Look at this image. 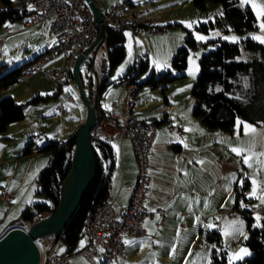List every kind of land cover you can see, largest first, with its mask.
Here are the masks:
<instances>
[{
    "label": "rangeland",
    "instance_id": "obj_1",
    "mask_svg": "<svg viewBox=\"0 0 264 264\" xmlns=\"http://www.w3.org/2000/svg\"><path fill=\"white\" fill-rule=\"evenodd\" d=\"M124 1L126 0H94V4L101 14H105L114 4ZM238 1L241 7L248 6L254 13L257 20L256 31L237 34L234 32L222 33L214 29L204 32L201 30V26L207 25L220 15L221 8L213 4H209L206 8H198L194 5L193 0H144L136 3L134 7H130L128 9L130 14L139 15L138 19L153 20V23L148 30L143 31V37L132 38L129 31L123 32L125 57L111 72L107 66V74L102 77H107L110 84L101 95L102 101L106 102L119 91L120 80L129 76L128 72L134 65V58L139 57L147 63V69L140 75L136 70L132 76L135 78V83L140 86L136 98H142V106L146 107V111L152 109L154 95H174L176 105H179L184 113L189 111V118H192L190 117L193 107L191 88L200 71L199 61L203 55L214 50L213 43H238L248 39H258L257 41L264 43L262 40L264 39V0ZM3 10H6V7L0 0V11ZM20 24V20L6 21L0 27V35L7 37V45L3 49V57L0 62V76L19 67L25 57L33 55V50L27 47V42L24 40L15 41L13 37L17 29H21ZM5 30H8V33ZM187 40L194 41L196 47H191L186 42ZM181 48L188 50V58L186 68L179 71L173 67L172 60ZM105 54L106 50L101 46L95 58L97 64H102ZM162 74H167L173 78V81L157 83L156 89H153L150 84H145L150 78L157 80ZM99 76L101 82L103 78L100 74ZM85 77L82 74L83 83H85ZM71 85L73 88L66 89L62 97L58 98L62 101H66L68 96L74 98L72 103H65L67 116L61 121H56L51 113L56 103L53 98L56 91L43 76L36 75L23 83L12 85L11 94L15 97L17 104L25 105V113L23 121L8 125L6 131L0 134V186L4 187L1 190L3 193L18 192L15 202L20 199L23 192H27L25 198L27 202L24 205L47 204V200L38 193L37 178L32 179L31 177L32 173L29 172L28 166L29 159L20 157V155L30 141L35 147H42L50 141L66 142L84 123L85 107L74 82H71ZM93 85L95 89V78H93ZM5 90L7 91L8 88ZM2 94L0 92V100L4 97ZM94 94L93 91L88 95L93 98ZM38 96L41 99L37 103H32V100ZM80 107L81 112L78 110ZM136 108L137 104L135 111H139ZM192 120L195 119L192 118ZM195 122L198 124L197 127L194 124H188L185 128L186 135L190 133L192 135L195 132L199 134V138L196 140L190 138L191 147L188 148L186 157H191L190 160L193 161L188 165L189 177L191 180L194 178L199 180L201 192L204 193L199 208L195 210L201 224L196 228V237H191L187 241L182 238L175 242L171 240V243L167 244L168 253L162 257L159 264H211L213 250H216L217 253L221 251L226 253V264H236L251 257L252 252L244 244L246 239L245 222L240 213L237 214L233 211L235 199L239 196V204L242 205L245 197H250L251 194L260 204H264V193L261 191L264 180L258 176L257 172L264 171V162L258 159L259 155L254 151L255 146L249 143V140H245L246 138L234 141L225 132L203 129L204 127H200L199 121L195 120ZM24 142L26 145L19 152V147ZM194 142H196L195 145ZM38 158L44 160L50 156L43 153ZM38 162L35 163L38 164ZM231 163H238L239 169H242V172L245 171L246 174H240V182L237 186L236 179H229L224 183L221 181L223 167L227 165L232 167ZM32 169L30 168L31 171ZM25 177L27 178L25 179ZM248 179L251 183V192L243 196ZM21 181L23 182L22 186H19ZM0 209L3 213L4 205H1ZM22 209H12L9 219L17 221ZM239 210L241 208L238 207ZM212 231L220 234L221 243L219 246L216 242L207 240L208 232ZM184 235H180V237H184ZM50 239L52 237H46L39 241ZM84 241L85 238L80 240L79 247ZM193 241H195L194 247L190 249L189 244ZM37 243L39 244V242ZM58 249L59 246H56V250ZM40 253L43 254V250Z\"/></svg>",
    "mask_w": 264,
    "mask_h": 264
},
{
    "label": "trees",
    "instance_id": "obj_2",
    "mask_svg": "<svg viewBox=\"0 0 264 264\" xmlns=\"http://www.w3.org/2000/svg\"><path fill=\"white\" fill-rule=\"evenodd\" d=\"M2 3L6 10L0 11V27L6 21L23 19L24 14L14 11L13 5L9 1L2 0ZM193 3L198 8H206L209 4L218 5L221 8L220 15L207 25L201 26V30L204 32L216 29L222 33L244 34L257 30L254 13L248 6L241 7L238 0H193ZM149 28L145 27L143 31ZM123 32V30L115 31L109 26L105 27L103 47L106 50V56L102 64H98L97 98L110 84L107 77H102L107 74V66L111 72L125 57ZM186 42L191 47H196L194 41L187 40ZM213 47V51L201 57L200 71L191 88L193 116L208 130H219L225 133H231L237 122L264 127V43L248 39L238 43L216 44L214 42ZM187 58L188 50L186 48L179 49L173 57V67L179 71L184 70ZM26 65L27 63L20 65L0 76V92L18 83L21 70ZM146 69L147 63L140 59V63L137 66L134 64L128 72L129 76L121 79L120 83L130 78V83L138 89L140 86L135 83L132 73L138 70V75H140ZM99 74L103 78L101 82ZM79 77L84 87L81 73ZM70 78L73 82L72 75ZM172 81L173 78L162 74L157 80L150 78L145 84H150L155 88L157 83ZM93 91L94 85L93 79H91L89 94ZM88 96L91 99V96ZM39 100L38 97L34 98L32 103H37ZM24 113L25 105L17 104L10 96L2 97L0 100V134L6 131L8 125L23 121ZM98 116H100L99 113ZM76 132L66 142L50 141L40 148H34L30 141L23 149L21 154L23 157L35 153H46L49 154L50 159L36 179V184L40 188L38 193L47 200V204H36L24 209L18 227L26 226L35 216H38L40 222L51 216L56 210L59 204L61 184L71 168L70 164L67 166L65 164L67 156L73 155ZM92 151L96 166L95 178L86 189L77 211L67 223L58 241L67 247V255L73 254L76 246L84 237L82 229L86 216L110 200L113 159L111 144H95ZM50 205L53 206L52 210L49 209ZM30 207L32 208L30 209ZM239 213L245 222L246 239L244 244L250 249L252 255L236 264H264V221L258 228L254 225L248 211L239 210ZM207 240L216 242L218 246L221 243L220 234L216 231L208 232ZM80 251H76L75 254H79ZM211 264H226V253L222 251L217 253L216 250H213Z\"/></svg>",
    "mask_w": 264,
    "mask_h": 264
},
{
    "label": "crops",
    "instance_id": "obj_3",
    "mask_svg": "<svg viewBox=\"0 0 264 264\" xmlns=\"http://www.w3.org/2000/svg\"><path fill=\"white\" fill-rule=\"evenodd\" d=\"M7 1H9L11 5H14L17 2V0ZM130 7H134V5H131ZM136 16V18H140L139 15ZM148 27H151V24ZM13 37L15 41L24 40V42H27V47L32 48L33 50V55L28 58L25 57L19 66L26 63L28 64L34 59L40 57L54 43L53 38H51L48 34L47 24H42L28 30L17 29ZM6 38L4 40L3 49L7 45ZM58 64V61L52 63L53 66H57ZM90 80L89 76L85 77L84 89L87 94L90 93ZM72 88L73 87L70 82L68 85L57 91L53 96L54 100H56L55 102L57 103L58 101H62L58 100V98L62 97V94L66 89L71 90ZM139 88L140 87H138L137 91ZM156 88L157 87L153 89ZM105 89H103L100 93L97 102V111L100 116H106L113 111L112 103L118 98L120 99V103L122 105L123 97L125 96V92L122 91L121 87H119V91L104 102L101 99V95ZM12 90L13 87H9L7 91L4 90L1 91V93H3L2 95L4 96L8 93V96L12 97L17 103L15 97L11 94ZM137 91L135 93L134 112L132 114L133 119L138 123L154 124L157 129L151 157L152 170L150 171V177L152 182L147 196V215L144 217L142 222L145 236L135 239H129L127 237L124 238L125 242L129 243V250L126 253V260L120 264H159L162 257L168 253L167 244L171 243V240L175 242L179 241V238H182L187 241L188 239H191V237H196V228L201 224L199 215L195 210L199 208L198 206L200 205V201L204 198V193L201 192V186L198 182L199 180L197 178H194L193 180L190 179L187 170H189V163H192L193 161L190 160L191 157H186L188 152L187 150L191 147L190 138L196 140L199 138V134L197 132L192 135L191 133L188 135L185 134L186 126L188 124H194L196 126L198 124L195 120H199L193 116L192 110V116L190 117L195 120L189 118V111L188 113H184L181 110V107L176 105L174 95H154L153 107L151 110L146 111V107L142 106V98H136ZM38 98L41 99L39 96ZM65 100L66 101H63L64 106L65 103H72L74 98L72 96H68ZM136 104V110H139L137 112L135 111ZM54 107L51 112L53 115ZM78 110L81 112V107ZM201 125L202 124L200 123V127H204ZM203 129L207 128L204 127ZM226 134L230 135L234 141H240L242 138L249 140V143H252L255 146L254 151H256L259 155L258 159L264 162L263 126L256 127L237 122L234 130L231 133ZM195 144L196 142H194V145ZM24 145H26V142L19 147V152L22 150ZM111 147L113 151V159L111 164L112 174L110 184V201L112 202L116 217L121 218L129 204L132 194V186L136 181V162L129 140L125 139L122 142H112ZM34 148L40 147L34 146ZM39 155V153H35L26 157L29 159L28 166L29 172L32 173V179L38 177L40 171L47 166L50 159L47 158L43 160L38 158ZM20 157L23 156L20 155ZM36 161H39L38 164L35 163ZM33 166L34 169H32ZM230 166L232 167H228V165L223 167L224 170L221 181L224 183L229 179H236L237 186L240 182V174L244 175L245 171L242 172V169H239L240 166L238 163H231ZM257 172L258 176L264 180V171L260 170ZM26 178L27 177H25V179ZM187 179H189V181H187ZM246 181L247 183L245 184V191L242 194L243 196L251 192V183L249 179ZM22 183L23 182L21 181L19 186H22ZM3 188V186H0V194L3 193L1 192ZM261 191L264 193V185L261 187ZM27 194V192H23L20 199L15 202L18 192H14L13 200L9 204L0 200V207L1 205H4L3 213L0 209V237L11 228L19 226L18 224L21 221V215L17 221H14L11 218L9 219L11 215L10 211L12 209L23 208V211L27 208V206H34L32 204L24 205L27 202L25 200ZM243 201L244 203L240 205L238 196L235 199L233 211L239 214L238 207L241 208V210L248 211L254 221V225L258 228L261 227L262 221H264V204H260L259 201L254 199L251 194L250 197H245ZM13 202L15 203L12 205ZM185 233L186 235H184ZM180 235H184V237H180ZM83 238H85L84 243L80 247L78 243L73 251V254L69 255L70 259L67 264H88L80 254H75L76 251H80L86 246L87 239L86 237ZM37 242H39L37 245L41 252L42 250L43 252H46L54 245H57L59 246V249L56 250L55 248V253L59 255L66 254L67 247L62 242L54 244L53 238ZM194 242L195 241L189 244L190 249L194 247ZM59 250L60 252L58 253Z\"/></svg>",
    "mask_w": 264,
    "mask_h": 264
},
{
    "label": "built area",
    "instance_id": "obj_4",
    "mask_svg": "<svg viewBox=\"0 0 264 264\" xmlns=\"http://www.w3.org/2000/svg\"><path fill=\"white\" fill-rule=\"evenodd\" d=\"M141 1L144 0H126L114 4L105 14H101L102 23L115 31L127 30L132 38L143 37V28L152 24L153 20L138 19L128 13L131 5ZM13 10L24 14L21 20L22 30L47 24L48 34L54 40L53 45L42 54L41 60L32 61L30 67L21 70L18 83L41 75L54 90H60L71 82V71L79 56L83 57L79 73L89 76L90 79L97 75L96 55L92 57L94 49L87 55L85 52L96 43L99 31L85 0H17ZM5 32L8 33V30ZM5 38L6 35H0V62ZM57 61L59 64L53 66L52 63ZM139 63L140 58L135 57V66ZM120 87L125 92L122 105L118 98L112 103L113 111L108 115L97 114V124L90 131V139L94 144L104 145L129 140L136 162V181L132 186L129 204L121 218L116 217L110 200L86 216L82 231L87 244L79 254L88 264H94L95 261H102V264H120L126 260L129 250V243L124 238L145 236L142 222L147 215V196L152 182L151 157L157 129L154 124L138 123L133 119L137 89L130 83V78L121 82ZM66 116L64 102L58 101L54 107L55 120L61 121ZM13 197V193L0 194V200L8 204ZM49 209L52 210L53 206L50 205ZM38 222L39 218L35 216L26 226L18 228L27 232ZM56 246L41 253L39 264L69 262V255L55 253Z\"/></svg>",
    "mask_w": 264,
    "mask_h": 264
},
{
    "label": "water",
    "instance_id": "obj_5",
    "mask_svg": "<svg viewBox=\"0 0 264 264\" xmlns=\"http://www.w3.org/2000/svg\"><path fill=\"white\" fill-rule=\"evenodd\" d=\"M92 11L94 22L98 26L99 35L96 43L89 48L85 55L93 49V58L98 49L105 42V26L102 23L101 12L94 4V0H85ZM83 57L79 56L74 62L71 75L77 88L81 102L86 110V118L74 138V151L72 156H67L66 164L71 168L61 184L59 204L54 213L48 218L34 224L27 232L18 227L11 228L0 237V264H39L40 250L37 241L46 237H53L57 244L61 233L69 220L74 216L84 193L96 175V166L91 142L90 131L97 124L96 92L99 86L97 75L95 78V94L90 99L79 77V67Z\"/></svg>",
    "mask_w": 264,
    "mask_h": 264
},
{
    "label": "bare ground",
    "instance_id": "obj_6",
    "mask_svg": "<svg viewBox=\"0 0 264 264\" xmlns=\"http://www.w3.org/2000/svg\"><path fill=\"white\" fill-rule=\"evenodd\" d=\"M41 59H42V55H41L40 57L36 58L34 61H38V60H41ZM31 63H32V62H31ZM31 63L27 64L22 70H24V69L30 67V66H31ZM79 74H80V73H79ZM38 248H39V247H38ZM39 250H40V249H39ZM40 255H41V253H40ZM94 264H102V261H95Z\"/></svg>",
    "mask_w": 264,
    "mask_h": 264
}]
</instances>
